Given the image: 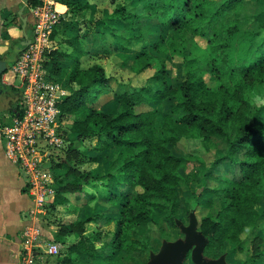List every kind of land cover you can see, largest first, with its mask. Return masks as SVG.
I'll use <instances>...</instances> for the list:
<instances>
[{
  "label": "trees",
  "instance_id": "16d2710c",
  "mask_svg": "<svg viewBox=\"0 0 264 264\" xmlns=\"http://www.w3.org/2000/svg\"><path fill=\"white\" fill-rule=\"evenodd\" d=\"M42 3L25 0L24 13ZM251 3L256 5V19L246 27L250 19L245 10ZM99 24L103 29L94 36L93 45L115 39L113 51L123 66L134 62L137 72H142L156 60L154 52L170 50L183 54L184 80L177 85L164 82L156 90L118 92V81L106 75L101 65H81L88 50L78 32L66 39L70 50L52 47L45 52L43 62L50 75L69 90L59 106L62 118L70 119L71 133L78 138L98 136L101 149L115 154L119 175L128 185L107 197L115 205L114 214L94 217L106 224L114 222L113 231L86 234L91 217L74 221L71 231L64 227V232L76 237L70 252L89 264H137L150 249L148 237L136 235L139 227L155 221L160 213L177 225L181 217L178 193L190 192L189 179L180 171L185 157L174 148H181L188 139L217 138L225 144V152L212 166L243 152L238 162L241 175L231 186L211 189L221 207L196 214L205 242L181 251V258L203 264L195 256L199 251L205 264H213L229 251L241 264H264V240L255 234L264 220V121H260L264 100L255 99L256 91L264 87V41H256L264 30V0H128ZM136 26H146L153 36L148 41L134 33L128 36ZM241 33L245 36L236 40ZM33 36L32 32L10 46L0 45V117L5 113L24 116V89L5 82L3 76ZM134 39L140 44H125ZM186 50L190 52L185 54ZM174 95L180 99L162 111L157 104ZM112 101L120 105L114 114L104 110ZM64 166L73 179L57 188L58 204L67 200L63 190L80 191L90 180L75 165ZM193 203L198 209L208 208L195 195ZM62 240L59 237L56 242L63 245ZM73 261L69 255L62 264Z\"/></svg>",
  "mask_w": 264,
  "mask_h": 264
},
{
  "label": "rangeland",
  "instance_id": "374dc122",
  "mask_svg": "<svg viewBox=\"0 0 264 264\" xmlns=\"http://www.w3.org/2000/svg\"><path fill=\"white\" fill-rule=\"evenodd\" d=\"M54 1L55 8L61 13V19L54 30L55 32L53 31L54 34L52 32L50 36V46L63 48V50L69 49L66 39L78 32L85 49L88 50L81 65L85 67L101 65L106 75L118 81V92L135 91L142 87H151L152 90H156L164 82L177 85L184 80L183 54H175L170 50L156 51L154 52L156 60L152 66L142 72H137L134 62H129L124 66L120 64L121 61L113 51L115 39L108 38L102 45H93L94 36L103 29V25L99 22L109 20L115 8L128 0H59L62 1L61 3ZM67 1L72 3L69 4L70 7L68 4L66 5ZM24 3V0H0V45L10 46L15 40L22 37V20L18 11L25 14L22 7ZM65 9L71 11L69 16L63 14ZM255 12L256 5L249 4L245 13L250 22L246 24V27L253 25L256 19ZM28 16L27 25L34 29L36 19L32 10H29ZM145 27H134L128 31V36H130L129 33H134L140 35L141 40L148 41L153 36V31ZM122 30L120 29V31ZM244 36L245 33H241L236 40H240ZM256 41L259 43L264 41V30L256 37ZM140 42L134 39L125 42V44L135 46ZM105 47L111 51H107ZM189 52L190 50H186L184 53ZM3 78L14 82L15 87L20 83L19 77H13L11 68H8ZM179 99V95L170 96L157 105L162 111H166ZM255 99L258 102H263L264 87H260L256 91ZM119 108V103L112 101L104 107V110L114 114L118 112ZM3 116H6L5 121H1ZM14 117L10 113H5L0 117V138L4 143V152H0L2 179H9L8 173L11 172L10 166L13 162L7 154L8 140L3 130L5 126L14 122L12 119ZM260 121H264V112H262ZM58 124L63 141L61 145L55 146L40 139V143L37 144L42 159L40 165L37 163L34 169H31L22 161L14 164L23 181L20 190L23 206L20 214L16 211L13 215L18 222L16 229L13 227L7 229V231L15 230V236L8 234V239H18L17 252L19 256L18 260L13 261L12 264H62L64 258L69 255L74 259L73 264H89L79 260L76 255L70 252V245L75 242L76 237L74 233L64 232V227L70 230L74 221L79 218L91 217L93 220L86 222V234L101 229L112 231L115 229L114 222L106 224L103 218H94L98 216V213L114 214L115 205L109 202L107 197L114 189L120 190L128 187L122 179L123 175L121 177L117 170L118 165L114 162L115 154L111 150L101 149L98 136L78 138L72 134L68 117H63ZM180 146L181 148L175 147L174 149L185 157L180 171L189 179L190 192L186 194L179 191L178 193L181 208L179 223L172 224L166 219L164 213H160L155 221L139 227L136 235L139 237L146 235L150 249L140 256L137 264H195L191 258L182 259L180 253L185 249L193 250L205 242L196 223L197 215L202 216L213 208L220 209L221 203L213 199L211 189L217 186H231L240 178L241 168L238 162L243 159V152L236 154L234 160L225 158L212 166L215 159L225 152V144L221 139L193 138L184 140ZM28 159L30 163L35 161L33 155H28ZM59 163L62 165L57 166ZM64 164L75 165L80 172H87L90 175V180L87 184L82 185L80 191L63 190L62 195L67 200L58 204L55 202L57 188H62L67 181L73 179L72 175L67 174ZM13 174L11 177L14 176ZM10 188L8 189L9 194L4 195V192H0V200H3L5 205H9L11 202L17 204L20 198L16 194L15 185L13 187L11 184ZM194 195L201 204L206 203L208 208L198 209L195 207ZM255 234L264 240V220L257 226ZM59 237L63 239V247L59 253L48 254L41 251L44 244L56 241ZM39 244L43 245L39 247ZM195 256L205 264L199 251ZM213 264L241 263L228 251Z\"/></svg>",
  "mask_w": 264,
  "mask_h": 264
},
{
  "label": "built area",
  "instance_id": "2783aa9c",
  "mask_svg": "<svg viewBox=\"0 0 264 264\" xmlns=\"http://www.w3.org/2000/svg\"><path fill=\"white\" fill-rule=\"evenodd\" d=\"M54 5V0H45L30 9L36 19L32 29L34 40L10 67L13 77L20 78L16 87L24 89V116H13L14 122L3 130L8 140L7 154L13 162L22 161L31 169L37 163L41 164L37 146L40 139L55 146L61 145L63 141L58 124L62 119L59 102L69 90L50 75L43 62L45 52L51 48L50 36L61 19V13ZM3 80L15 86L14 82L4 78ZM28 155L34 156L33 163L29 162ZM42 245L39 244V247ZM43 246L41 251L48 254L59 253L63 247L56 241H50Z\"/></svg>",
  "mask_w": 264,
  "mask_h": 264
},
{
  "label": "crops",
  "instance_id": "0c3cea01",
  "mask_svg": "<svg viewBox=\"0 0 264 264\" xmlns=\"http://www.w3.org/2000/svg\"><path fill=\"white\" fill-rule=\"evenodd\" d=\"M25 1V0H24ZM67 7V6H66ZM66 10L63 13L64 15H66ZM71 12H69L66 16H69ZM19 14V12H18ZM23 16V14H20ZM19 15V16H20ZM24 15L28 16V12L25 13ZM21 17V16H20ZM29 17V16H28ZM21 28H22V22H21ZM23 31V29H22ZM24 33H22L23 36ZM74 35V34H73ZM54 47V46H52ZM51 47V48H52ZM70 50L71 47L68 45ZM65 50V49H64ZM4 121V119H3ZM0 152H4V143L3 140L0 138ZM15 162L11 163V172L8 173L9 175V179H2L1 177L3 176V173L0 171V192H4L5 194H9L10 191L8 189H11L10 186L11 184L15 185V189H16V194L20 197L19 201L17 202V204H15L14 202H11L9 205H5L3 204V200H0V264H12L13 261H17L18 259V243L17 240L18 239H8L7 235L10 234L11 236H15V230H10L7 231V229H16V226L18 225V222H16V217H14L13 215H15L16 211L18 212V214H20L21 212V208L23 206V203L21 202V198H22V194L20 193L21 188H22V184L23 181L20 179L19 175H18V170L15 167ZM14 174H13V173ZM11 173V174H10ZM14 175L11 177V175ZM23 199V198H22ZM15 220V221H14ZM10 232V233H8Z\"/></svg>",
  "mask_w": 264,
  "mask_h": 264
},
{
  "label": "water",
  "instance_id": "95a60500",
  "mask_svg": "<svg viewBox=\"0 0 264 264\" xmlns=\"http://www.w3.org/2000/svg\"><path fill=\"white\" fill-rule=\"evenodd\" d=\"M22 14L21 11H19V15ZM21 16V20H22V29H23V32H24V36L26 38H29L32 34V28L31 26H28L27 25V20H28V16L27 15H20ZM3 119L4 121L6 120V116H3ZM180 256H181V253H180Z\"/></svg>",
  "mask_w": 264,
  "mask_h": 264
},
{
  "label": "flooded vegetation",
  "instance_id": "af4514ba",
  "mask_svg": "<svg viewBox=\"0 0 264 264\" xmlns=\"http://www.w3.org/2000/svg\"><path fill=\"white\" fill-rule=\"evenodd\" d=\"M24 33V32H23ZM23 36H24V34H23ZM25 37V36H24Z\"/></svg>",
  "mask_w": 264,
  "mask_h": 264
}]
</instances>
